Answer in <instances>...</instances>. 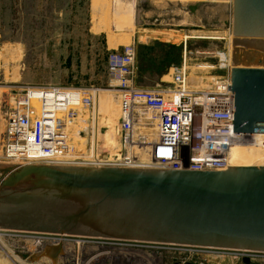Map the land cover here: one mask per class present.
<instances>
[{
	"label": "rangeland",
	"instance_id": "rangeland-1",
	"mask_svg": "<svg viewBox=\"0 0 264 264\" xmlns=\"http://www.w3.org/2000/svg\"><path fill=\"white\" fill-rule=\"evenodd\" d=\"M140 1L0 0V109L8 110L27 85L106 89L125 80L141 89L168 87L172 71L185 64L191 88L203 89L214 78L229 74L233 66L232 0ZM129 50L133 54L132 64L115 67V57L124 58ZM229 52L231 62L224 60ZM114 103L110 92L99 94L93 115L105 117L110 133L115 122ZM79 116L84 120L87 114L81 111ZM81 126L82 130L88 128ZM79 127V123L74 125L70 137L76 148L83 147L89 137L85 135L83 139ZM101 127L95 123L94 135L104 138L106 144L112 143L111 134H103ZM89 130L90 127L87 133ZM243 163L258 164L251 160ZM114 241L130 244H114L123 246L118 247L121 250L115 249L113 255L121 252L115 256L118 259L131 253L134 257L127 256L131 263L243 264L231 250ZM67 243L63 251H69L67 259L74 258L76 264H102L104 258L100 253L77 256L78 247L108 252L105 246ZM36 244L35 239L21 236L1 237V262L52 264L48 258L31 260L43 247Z\"/></svg>",
	"mask_w": 264,
	"mask_h": 264
},
{
	"label": "water",
	"instance_id": "water-1",
	"mask_svg": "<svg viewBox=\"0 0 264 264\" xmlns=\"http://www.w3.org/2000/svg\"><path fill=\"white\" fill-rule=\"evenodd\" d=\"M231 35L233 130L264 132V0H232ZM0 227L264 252V165L208 171L0 164ZM61 254L60 243H45L31 260L58 264Z\"/></svg>",
	"mask_w": 264,
	"mask_h": 264
},
{
	"label": "built area",
	"instance_id": "built-area-1",
	"mask_svg": "<svg viewBox=\"0 0 264 264\" xmlns=\"http://www.w3.org/2000/svg\"><path fill=\"white\" fill-rule=\"evenodd\" d=\"M132 55L129 50L124 58L116 56L115 67L126 68L132 64ZM229 86L227 74L225 78H214L206 88L193 89L184 64L172 71L168 87L141 89L125 80L106 89L27 85L21 88L8 110L0 109V162L222 171L230 166L229 152L235 145L264 153V132L233 130V94ZM106 92L113 95L115 102L112 133L103 115L93 116L98 95ZM81 111L87 114L84 120L79 116ZM78 123L83 139L85 135L89 136L81 148L72 145L70 138L72 128ZM95 123L102 125L103 134H111L112 143L106 144L104 138L94 135ZM81 125L90 127L88 133V128L82 130ZM17 236L35 239L37 244L50 239L45 241L55 245L60 243L63 248L65 242L77 240L85 247L105 246L106 254L81 250V247L75 253L83 258L100 253L104 257L102 264H121L123 260L126 264H151L149 261L129 262L127 256H133L131 253L115 259L121 252L113 255L114 250H121L122 247H118L123 245L114 244H130L112 242L110 238L0 228V239ZM231 251L241 262L247 257L249 264H264L263 251ZM67 258V252L62 251L58 264L77 263V260Z\"/></svg>",
	"mask_w": 264,
	"mask_h": 264
},
{
	"label": "bare ground",
	"instance_id": "bare-ground-1",
	"mask_svg": "<svg viewBox=\"0 0 264 264\" xmlns=\"http://www.w3.org/2000/svg\"><path fill=\"white\" fill-rule=\"evenodd\" d=\"M188 37V36H186ZM230 52H229V55H228V58L226 57L224 60L225 61H228V62H231L230 61ZM185 65V64H184ZM197 87V86H196ZM260 154V155H259ZM253 161V162H256L258 163L259 165L262 163L264 165V153H262L260 150L258 149H255V148H252V147H247V146H243V145H235L231 148L230 152H229V162H230V166H259L258 164H248V165H243L244 163L243 162H246V161ZM248 163V162H247ZM45 240H48V239H43L41 243H38L36 245H41V246H44L45 245V242L48 243V244H52L50 242H47ZM52 242V241H51ZM80 241L77 240V241H74L73 243H79ZM66 244L69 245V243L65 242ZM72 243V242H71ZM62 246V245H61ZM77 246H80V245H77ZM38 249V247H36ZM67 248V247H66ZM40 249V248H39ZM42 249V248H41ZM40 249V250H41ZM39 251V250H38ZM62 251H63V246H62ZM66 251L67 253H69V251L67 250H64ZM54 252V249L53 248H50L49 249V253L52 254ZM37 253V251L35 252ZM34 253V254H35ZM41 259V258H40ZM71 259H74V258H70ZM3 262H1V259H0V264H3ZM80 264H87L86 261L80 263Z\"/></svg>",
	"mask_w": 264,
	"mask_h": 264
},
{
	"label": "crops",
	"instance_id": "crops-1",
	"mask_svg": "<svg viewBox=\"0 0 264 264\" xmlns=\"http://www.w3.org/2000/svg\"><path fill=\"white\" fill-rule=\"evenodd\" d=\"M139 3H141V1H140V0H138V4H139Z\"/></svg>",
	"mask_w": 264,
	"mask_h": 264
}]
</instances>
